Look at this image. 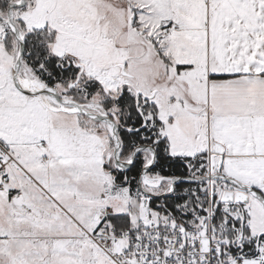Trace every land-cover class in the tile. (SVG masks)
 Returning a JSON list of instances; mask_svg holds the SVG:
<instances>
[{
    "label": "snow or ice",
    "instance_id": "6c2138e0",
    "mask_svg": "<svg viewBox=\"0 0 264 264\" xmlns=\"http://www.w3.org/2000/svg\"><path fill=\"white\" fill-rule=\"evenodd\" d=\"M0 264H264V0H0Z\"/></svg>",
    "mask_w": 264,
    "mask_h": 264
}]
</instances>
